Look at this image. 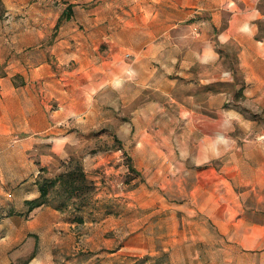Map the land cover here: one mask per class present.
I'll return each instance as SVG.
<instances>
[{"label": "rangeland", "instance_id": "rangeland-1", "mask_svg": "<svg viewBox=\"0 0 264 264\" xmlns=\"http://www.w3.org/2000/svg\"><path fill=\"white\" fill-rule=\"evenodd\" d=\"M132 4L134 0H0V121L6 119L14 129L0 138V188L2 179L16 177L13 145L18 140H44L31 153L36 164L55 148L59 156L45 160L49 177L61 171L63 161H82L97 190L79 214L82 222L49 234L42 249L52 253L53 264H264V102L245 94L234 45L215 49L221 55L215 66L231 73L218 85L225 101L211 98L216 86L206 90L182 83L175 94L186 107L170 108L165 97L168 111L162 112L139 109L158 99L152 90L124 108L115 90L106 96L114 104L95 117L96 125L82 122L93 115L90 106L57 124L58 96L73 99L77 84L85 82L77 72L80 62L73 58L74 43L61 40L74 37V29L85 36L106 18L113 21L109 28L115 34L117 17ZM69 6L72 17L67 20L62 14ZM25 24L53 31L43 45L21 50L17 35ZM100 51L111 53V46L103 44ZM122 58L129 64L134 59ZM42 61L45 70L35 73ZM171 64L153 65L167 71ZM213 71L206 67L201 73ZM13 90L22 104L10 97ZM181 107L194 110L185 117L203 120L175 123ZM27 110L34 132L15 131L27 128L17 117ZM140 113L150 116L151 124L145 118L138 121ZM72 132L77 136L69 142L65 137ZM19 226L18 220L1 219L0 264H24L30 257L26 238L17 237Z\"/></svg>", "mask_w": 264, "mask_h": 264}, {"label": "crops", "instance_id": "crops-1", "mask_svg": "<svg viewBox=\"0 0 264 264\" xmlns=\"http://www.w3.org/2000/svg\"><path fill=\"white\" fill-rule=\"evenodd\" d=\"M123 13L124 16H118L115 22V34H110L109 28L113 21L106 18L105 23L95 22L97 28L85 36L74 29V37L61 40V44L74 43L73 58L79 60L80 68L77 72L79 78H85V82L77 84L79 89L75 90L74 100L69 98L70 95L67 98L58 96L62 104L58 125L71 120L72 111H77L75 114L79 115L87 111L89 106L94 113L82 122L87 126L88 122L90 126L96 125L99 122L95 117L98 118L100 114L103 116L104 111L109 112L114 104L113 97L107 99L106 96L108 92L114 94L115 90L121 93L123 108L138 100L145 91L152 90L158 99H151L153 102L139 109L162 112L168 111V101L163 100L165 97L170 99V108L179 103L186 107L175 94L182 83L206 90L216 86L217 90L211 98L218 100L222 96L221 100L225 101V92L220 91L218 85L224 84L222 77H231V73L215 66L221 59L215 50L217 45L236 47L237 69L243 75L242 88L245 94L249 91L253 101L264 102V0H134V4L129 5ZM67 25H71V22ZM24 26V32L17 35L21 43L18 48L21 50L29 45H43L45 36L53 31V28L50 32H44L26 24ZM103 44L111 46V53H101L100 47ZM122 55L134 59L129 64L123 60ZM162 62L173 64L167 71L153 65ZM206 67L214 69L211 75L204 76L201 73ZM39 69L45 70L43 61L35 73ZM10 97L22 104L23 98L15 90L10 93ZM31 99L26 95V100ZM184 107H181L179 117L174 118L175 123L190 121L196 124L203 120L200 116L185 117L186 113L191 115L194 110L188 109V112ZM30 112L17 113L21 125L27 128L15 131L34 132L28 121V117L32 116ZM136 118L138 121L145 118V122L151 124L152 118L148 115L140 113ZM12 126L6 119L0 121L1 139L6 138V133L14 131ZM76 136L77 132H72L65 138L72 142ZM43 141L25 138L13 145L17 149L16 177L7 182L2 179L0 188L5 197L0 203L2 223L11 220L22 223L17 230V237L26 238L25 243L33 250L24 264H40L41 261L53 264L52 253L42 249L49 234L60 226L74 228L77 225L71 216L51 207H40L28 213L26 201L39 197L35 183L39 169L50 165L46 159L59 156L53 147L50 153L41 154L40 163L36 164L31 153L35 145L43 144ZM88 175L93 179L91 174ZM35 248L37 251L33 253Z\"/></svg>", "mask_w": 264, "mask_h": 264}, {"label": "trees", "instance_id": "trees-1", "mask_svg": "<svg viewBox=\"0 0 264 264\" xmlns=\"http://www.w3.org/2000/svg\"><path fill=\"white\" fill-rule=\"evenodd\" d=\"M62 15L63 17L65 15L67 20L71 19V7H67ZM48 167L39 169L35 181L39 197L26 201L28 213L40 207H51L62 214L71 216L73 222H82L79 214L95 194V182L85 171L80 159L71 158L63 161L61 171L50 177L47 176Z\"/></svg>", "mask_w": 264, "mask_h": 264}]
</instances>
